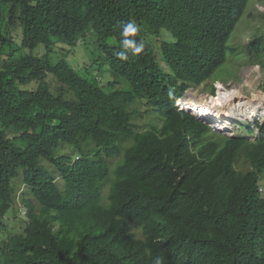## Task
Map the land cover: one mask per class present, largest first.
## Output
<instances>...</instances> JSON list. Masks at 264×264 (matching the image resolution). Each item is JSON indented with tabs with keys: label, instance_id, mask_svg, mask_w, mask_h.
Here are the masks:
<instances>
[{
	"label": "trees",
	"instance_id": "16d2710c",
	"mask_svg": "<svg viewBox=\"0 0 264 264\" xmlns=\"http://www.w3.org/2000/svg\"><path fill=\"white\" fill-rule=\"evenodd\" d=\"M248 2L0 0V264H264V124L221 136L174 106L237 46L264 71V34L228 46Z\"/></svg>",
	"mask_w": 264,
	"mask_h": 264
},
{
	"label": "rangeland",
	"instance_id": "374dc122",
	"mask_svg": "<svg viewBox=\"0 0 264 264\" xmlns=\"http://www.w3.org/2000/svg\"><path fill=\"white\" fill-rule=\"evenodd\" d=\"M263 15L264 0H249L246 6L245 14L242 16L229 38L228 46L230 48H235V45L244 47V45L248 43L251 38L264 34ZM16 34L17 31L12 30L11 38L16 42H19V39L15 36ZM160 38L168 42L173 41L171 35L165 31L161 32ZM160 38L155 37L151 39L155 48L159 45ZM92 42V39L86 40L84 43L81 42L67 57L69 64L73 68L80 71L83 75L86 72L85 68L90 66V60H93L96 56L92 51ZM237 47L234 51H227L225 63L214 73L213 79L216 80L218 82L217 85L220 84V86L227 93V96L223 97V100L226 101L223 115H225L228 121H230V123L225 126V129L228 134H231L225 136H243L248 138L250 141H254L259 133V130L257 129L258 126L264 124V92L261 88L264 82V71L258 66L247 64L246 56L239 52ZM157 52L159 53V50H156V53ZM43 53L44 49L42 46H38L34 51V55L36 56H41ZM162 66L165 67V64H162ZM92 74L101 82V84L107 83L110 79L113 80V76L107 73L105 69L98 70L95 68L92 71ZM117 81L120 83L119 88H126V86H124L125 82L122 79H118ZM211 82L212 80H209L210 84ZM211 86L213 87V83ZM223 86H226V89ZM217 91V87L216 90L214 88V94L211 95L208 91H206V86L203 85L198 88L188 89L186 95L190 92L189 96L193 98L191 101L194 102H196V100L199 101L201 97H206L207 101L212 98H217ZM201 102L204 103L205 101L203 100ZM146 108L147 107L145 105L139 103H136L131 107L132 110L142 113V116L136 118L134 123L138 124L142 130L148 129L151 125L157 124L160 126V117L154 113H152V115L144 113ZM248 125L251 129H253L252 134L247 131ZM217 134L223 136L220 133ZM129 144L130 142L128 145ZM240 167L241 165L239 168ZM107 188L108 187L105 188L103 195L106 194ZM260 192L262 194L264 193L263 177L260 182ZM19 206L22 207L21 205Z\"/></svg>",
	"mask_w": 264,
	"mask_h": 264
},
{
	"label": "bare ground",
	"instance_id": "6f19581e",
	"mask_svg": "<svg viewBox=\"0 0 264 264\" xmlns=\"http://www.w3.org/2000/svg\"><path fill=\"white\" fill-rule=\"evenodd\" d=\"M217 90H218L217 91V94H218L217 98H212V99L206 101V99H207L206 97H201L199 101L196 100V102H194V101H191L193 98L189 96V93H190L189 92L188 98L182 99L180 101V103L185 108H191V107L197 106V108H194V110L198 114L199 120H201V122H203L204 124H206L209 127H211L210 126V124H211L216 131L213 130V128L211 127L212 130L216 133H220L222 135H230L231 133L228 134L226 132V129H225V126L228 125L230 123V121H228V119L225 117V115H223V110H224V107L226 106V101L223 100V97H226L227 93L220 86V84L217 85ZM203 100L205 101L204 103L201 102ZM214 111H215V113H214Z\"/></svg>",
	"mask_w": 264,
	"mask_h": 264
},
{
	"label": "clouds",
	"instance_id": "9594fccd",
	"mask_svg": "<svg viewBox=\"0 0 264 264\" xmlns=\"http://www.w3.org/2000/svg\"><path fill=\"white\" fill-rule=\"evenodd\" d=\"M136 31V29H135V26L133 25V24H131V23H129V24H127V25H125L124 26V31H123V35L125 36V37H128L130 34H132V33H134ZM123 47L125 48V49H130V50H132L134 53H138L140 50H141V46H137V44H136V42L135 41H133V40H131V39H124L123 40ZM120 57H121V59H127V55L125 54V53H121L120 54ZM218 82L216 81V82H214L213 83V87L215 88V90H216V86H214V84H217ZM201 86H203V85H201ZM224 88L226 87V86H223ZM213 88V89H214ZM190 89V88H189ZM226 89V88H225ZM187 92V91H186ZM185 92V93H186ZM216 92V91H215ZM185 93H184V95H185ZM183 95V96H184ZM182 97V96H181ZM181 97H179V98H181ZM183 112H187V111H183ZM188 113V112H187ZM195 117V116H194ZM196 118V117H195ZM197 119V118H196ZM198 120V119H197ZM198 121H200V120H198ZM201 122V121H200ZM203 123V122H202ZM204 124V123H203ZM206 125V124H205ZM207 126V125H206ZM210 128V127H209ZM211 129V128H210ZM258 129V128H257ZM212 130V129H211ZM213 131V130H212ZM223 136H225V135H223ZM155 264H160V260L159 259H157L156 260V262H155Z\"/></svg>",
	"mask_w": 264,
	"mask_h": 264
},
{
	"label": "built area",
	"instance_id": "2783aa9c",
	"mask_svg": "<svg viewBox=\"0 0 264 264\" xmlns=\"http://www.w3.org/2000/svg\"><path fill=\"white\" fill-rule=\"evenodd\" d=\"M214 86L217 87V84H214ZM186 98H188V95H186V93H185V95L182 96L181 98H177V99L175 100V102H174V106H175V108H176L178 111H187L189 114L195 116V117L199 120V116H198V114H197V113L195 112V110H194V108H197V106H196V107H191V108H185V107H183V106L181 105L180 101H181L182 99H186ZM200 121H201V120H200Z\"/></svg>",
	"mask_w": 264,
	"mask_h": 264
}]
</instances>
